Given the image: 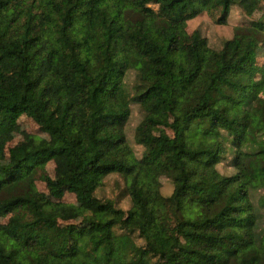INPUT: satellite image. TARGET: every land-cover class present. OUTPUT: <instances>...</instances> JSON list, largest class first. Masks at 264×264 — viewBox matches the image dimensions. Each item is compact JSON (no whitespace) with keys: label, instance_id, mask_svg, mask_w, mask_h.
Listing matches in <instances>:
<instances>
[{"label":"trees","instance_id":"trees-1","mask_svg":"<svg viewBox=\"0 0 264 264\" xmlns=\"http://www.w3.org/2000/svg\"><path fill=\"white\" fill-rule=\"evenodd\" d=\"M233 7L247 21L217 47L180 36ZM255 11L264 0H0V264H264ZM22 116L40 141H7ZM109 177L114 197L98 192Z\"/></svg>","mask_w":264,"mask_h":264},{"label":"rangeland","instance_id":"rangeland-1","mask_svg":"<svg viewBox=\"0 0 264 264\" xmlns=\"http://www.w3.org/2000/svg\"><path fill=\"white\" fill-rule=\"evenodd\" d=\"M252 18L255 19H264V15L261 11H255L252 14ZM247 18L241 14L240 10L236 7L231 8L229 11L228 17L224 24L217 23L213 18H210L206 12L199 13L196 17L186 20L179 28V34L182 38H187L190 32L193 30H199L204 36L207 37L208 43L212 47H217L222 40L228 39L232 36L234 27L242 22H246ZM259 64L262 67L261 73H258L257 78H262L264 76V53H261L259 57ZM138 119V110L135 105L132 104V117L130 122L127 125V130L131 127L132 124ZM19 127L15 131H12L7 136V141L12 143L17 139L27 138L33 140V142L40 141L43 135L37 131L36 125L27 117L19 118ZM158 132L162 134H169V131L165 127H158ZM65 169V164L62 161H55L54 163L49 164L48 171L51 175L62 177ZM106 184L98 189V192L101 195L107 197H114L119 192V188L115 183H112L111 177L107 179ZM137 186L145 193L148 194L147 190L149 189L148 183L145 181L142 176L137 179ZM38 189L42 193H46V189L43 183L37 184ZM172 190V184L167 179H162V185L160 187V192L162 195L167 196ZM63 201L75 204V195L72 191L67 190L62 198ZM121 204L126 207L127 200H122ZM71 220H79L77 212H74L70 216Z\"/></svg>","mask_w":264,"mask_h":264}]
</instances>
